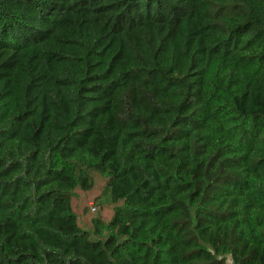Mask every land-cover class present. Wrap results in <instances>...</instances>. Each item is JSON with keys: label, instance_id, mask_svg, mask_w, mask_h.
Segmentation results:
<instances>
[{"label": "trees", "instance_id": "16d2710c", "mask_svg": "<svg viewBox=\"0 0 264 264\" xmlns=\"http://www.w3.org/2000/svg\"><path fill=\"white\" fill-rule=\"evenodd\" d=\"M0 264H264V0H0Z\"/></svg>", "mask_w": 264, "mask_h": 264}, {"label": "rangeland", "instance_id": "374dc122", "mask_svg": "<svg viewBox=\"0 0 264 264\" xmlns=\"http://www.w3.org/2000/svg\"><path fill=\"white\" fill-rule=\"evenodd\" d=\"M107 180L101 174H96V183L92 191H76L72 197L74 210L77 212L80 223L85 228H89L93 217L102 216L108 220L113 214L114 204L109 200ZM229 263H231L229 259Z\"/></svg>", "mask_w": 264, "mask_h": 264}]
</instances>
